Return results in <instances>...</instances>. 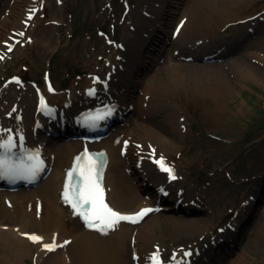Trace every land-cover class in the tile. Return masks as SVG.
<instances>
[{
    "label": "bare ground",
    "instance_id": "obj_1",
    "mask_svg": "<svg viewBox=\"0 0 264 264\" xmlns=\"http://www.w3.org/2000/svg\"><path fill=\"white\" fill-rule=\"evenodd\" d=\"M14 1L15 5L11 6L12 10L21 2V0ZM57 1L67 8V4H62L61 0ZM237 1L243 3L245 0H182L184 4H179L180 19L173 30L179 36L172 42L175 44L174 51L168 53L165 60L166 77L162 79L161 73L156 72L154 76L149 77L147 82L139 81L138 83H142L143 86L139 96L133 89L136 84L133 75L144 76L146 73L149 74V71L144 69V63L141 61L147 57L137 56L136 49L140 47L141 42L154 40V32L156 33L162 28L158 17L145 25L138 26L137 30L130 33L128 45H125L124 50H113L114 53L105 59V63L108 65L107 70L103 69L104 64L99 68L104 74L101 77L102 85H98L94 81L96 78L90 76L84 81V87L79 86L80 89L74 87L71 91L67 90L61 93L60 100L62 103L67 102L68 106L64 109V120L56 122L58 126L65 127L64 134L60 132L58 126H54V133L44 137L39 131L36 136L35 132H31L33 121L38 118L34 90L29 86L20 90L16 85L0 87V146L3 145L5 138H9L8 135L11 132L16 137L20 132H25L28 134L27 141L30 145L39 146L38 144H40L43 146L40 158L46 163L44 174L35 187L27 189L20 186L17 190L9 191L8 187L0 184V263L146 264L152 257V253L158 251V247L159 250H164L167 245L161 237L157 236V231L160 233L161 226L167 225V222L165 220L159 222L160 215L168 211L171 212L177 203H183L184 200L178 196L183 192L180 188L174 187L186 181L188 176L176 174L178 180L170 183L167 181V177L158 171L154 162L159 158L157 156L165 157L164 151L158 143L165 141L166 136L159 131L160 129L152 127L148 121L159 112L161 106L168 107L175 115L171 113L167 115L165 120L167 124L172 125L176 133L191 136L185 128L183 131L181 130L182 121L185 119L180 115V113H184L187 106H191L203 112L202 121L207 127L214 129L222 125L223 116H228L225 114L224 108L227 100L231 97L233 88L224 71L230 66L228 64L205 66L200 62L207 55H209L208 59L215 58L217 45L226 47L225 51L216 57L220 58L231 51L232 46L229 44L248 39L245 33L235 31L231 26L228 27L231 21L223 23L222 26L227 27L222 31L219 30L220 24L217 25L216 17H220L222 22L228 20L226 19L227 14L233 15V5L237 4ZM3 3L4 0H0V7ZM45 5L50 9L49 16L55 18V25L61 21L60 16L64 10L63 8H53L51 0H27L20 21L15 22L8 36L1 39L0 54L3 59L0 60V76L5 75L4 70L13 60L14 55L23 51L21 42L32 44L31 47L34 43L41 44V50L45 53L55 40L54 31L63 29V24L59 28L50 29V31L49 28H46L45 33L50 35L48 44L36 38V28L39 27V21L36 19L45 16V11L42 12L46 9ZM37 7L40 10L33 19L28 14L29 10ZM234 16L238 20L245 18L236 13ZM2 21L0 29H9L7 27L10 20L5 18ZM29 22L30 27L28 28ZM136 23L138 24L139 21ZM250 24L256 30L260 29L258 21ZM50 26L52 25L50 24ZM130 29L133 30L132 27ZM15 32L20 34L19 39L21 40L16 45L13 41L16 38ZM146 34L149 36L144 39L143 35ZM65 38L66 36L62 34L60 49L71 54L72 57H74L73 52L76 53L75 55L79 54L76 52V48L85 49L84 45H76ZM6 42L13 45L12 53H8L10 46H4ZM162 44L163 46L167 45L166 41ZM129 46L130 49H133L130 53L128 52ZM177 52L178 57L175 54ZM187 57L191 58L190 63L185 59ZM251 57L264 64L262 52L255 51ZM35 62L38 63L37 60ZM245 63L249 69L248 76L259 80L255 74L254 66L246 61L243 62L240 58L232 60V64L240 68ZM243 78L246 79V77ZM188 85H190L191 96L189 100H186L178 94ZM95 86L99 89V92H96L98 98L92 102L109 99L114 105H117V108L115 107L117 118L108 128L106 139L100 143L86 145L73 137L77 129L73 126L71 117L85 109L90 102L84 91L81 92V90L85 89L86 91ZM77 90H79L78 95L75 93ZM199 94H205L209 103L199 100L197 98ZM130 106H133V110L129 109ZM221 108L223 110H220ZM54 124L55 122H45L46 127H53ZM139 132H143L145 138L133 141V145L139 152L138 162L133 168L131 166L132 155L122 156L121 152L124 141H132ZM85 153L99 159L98 177L105 196L103 203H106L112 211L119 214H134L141 208L152 205L158 206L159 211L154 213L155 215L146 217L137 225L121 221L99 223V212L95 221L92 220L89 206L83 207V188L78 178V169ZM139 172L143 174L141 177H138ZM159 188H166L171 194L168 197H162L161 201L157 203V196L151 197L149 192L158 193ZM208 196L216 203L217 201L214 199L219 198V193L215 190ZM225 201L223 205L215 206L214 211L217 216H223L224 209L236 205V201L233 199ZM245 203L247 208L254 205L247 200ZM231 211L238 214L240 209ZM95 212L96 209H93L92 213ZM171 213L173 214V212ZM249 218L250 216L244 215L241 224L238 220H233L231 224L235 225L236 230L239 228L246 230ZM180 224L185 226L184 222H180ZM174 227L181 231L179 226L175 225ZM203 227L201 226L199 229ZM202 231L204 232L195 238L199 239L198 241L193 242L188 248L176 249L173 247L172 253L179 251L181 257L187 256V254H190L191 257L195 250L199 249L202 256L199 258L193 256L192 264H247L246 257L250 254L249 251L239 254L232 260L228 255L222 256L220 259L214 256L208 257L207 253L212 251L213 247L209 245L204 247L202 242L215 240L217 246L222 248L223 252H227L231 251L229 245L233 242L231 241L233 236L230 231L224 236L212 235L210 229ZM260 231L258 227H255L249 232L251 240H254L253 244L259 241L258 237L262 236ZM32 235H35L36 239L38 238L35 243L30 240ZM186 235H188V239L194 238L191 236L192 230H186ZM54 238H57V244L69 239L71 244L52 253L42 250V246ZM246 243L250 244L249 241ZM135 254L136 256H134ZM201 258L205 262L200 260ZM178 260L180 264H185L184 260Z\"/></svg>",
    "mask_w": 264,
    "mask_h": 264
},
{
    "label": "rangeland",
    "instance_id": "obj_2",
    "mask_svg": "<svg viewBox=\"0 0 264 264\" xmlns=\"http://www.w3.org/2000/svg\"><path fill=\"white\" fill-rule=\"evenodd\" d=\"M26 2L27 0H21L12 10L11 6L15 5V1L4 0V5L0 7V24L5 18H8L10 23L7 27L9 29H0V42L4 36L5 38L8 36L9 31H12L14 23L20 21ZM51 2L53 8H63L61 21L55 25L56 20L49 16L50 9L45 5L46 9L42 11H45V16L36 19L39 21L36 38L48 44L50 35L45 33V29L49 28L50 31L59 28L61 24L63 29L54 31L55 40L45 53L41 50V44L34 43L31 47L32 44L21 42L23 51L17 52L6 66L5 75L0 76V85L7 77L21 76L29 81H42L50 74L61 92L71 91L74 87L80 89L79 86L84 87V81L92 74H99L102 77L103 73L99 68L104 64L103 69L107 70L105 59L114 53L113 50H119L117 47L119 44L128 45L130 33L137 30L138 26L155 20V17H158L162 30L154 32V40L141 42L135 52L137 56L147 57L141 61L149 74L133 75V79L136 80L133 89L139 96L143 86L138 82H147L156 72H160V77L165 79V60L168 53L174 51L175 44L172 42L177 38H173L172 34L180 19L179 4H184L182 0H61L62 4H67V8L60 5L57 0ZM126 3L128 5H125ZM232 10L246 19L238 20L233 13V15L227 14L228 20L222 22L217 16L219 30L226 29L227 26H222L225 21H231L228 27L231 26L235 31L245 33L248 39L229 44L232 46L231 51L220 58L216 57L225 51L226 47L217 45L215 50L217 56L208 59L209 55H207L200 62L205 66L222 64L230 66L224 71L233 88L224 108L228 116H223L222 125L214 129L207 127L202 121L203 112L191 106H187L184 113H180L181 118L185 119L182 121L181 130L185 128L191 136L178 134L172 125L167 124L165 121L167 115L169 113L175 115L168 107L161 106L159 112L148 121L152 127L160 129L159 131L166 136L165 141L158 143L164 155L175 164L181 174L188 176L180 186H185L189 190V195L182 199L184 200L182 204L172 209L173 214L168 211L160 215L159 222L165 220L167 225L161 226V232L157 231V236L167 245L164 250L169 253L173 247L187 248L188 244L198 241L199 239L195 238L204 232L202 230L210 229L213 235L218 227L224 229L231 215L238 216L241 213L239 222L244 215L250 216L248 228L241 229L233 235L231 238L233 242L229 245L231 251L223 252V249L218 247L207 256L220 259L228 255L232 260L239 254L249 251L250 254L246 257L247 264H264V64L251 57L255 51L264 54V0H245L243 3L237 1ZM246 20L248 23L245 24ZM254 21H258L260 29L256 30L251 26L250 23ZM62 34L66 36L67 41L84 45L85 49L76 48L78 56L75 52H73L74 57L67 54L60 49ZM137 34H140L139 31ZM148 36V34L143 35V38ZM165 41L167 45L163 46L162 43ZM132 50L129 46L128 52ZM237 58L254 66L259 80L248 76L249 69L246 63L241 68L232 64V60ZM36 60L38 63L35 62ZM75 93L78 95L79 90ZM178 95L189 100L190 85L181 89ZM197 98L208 102L205 94H199ZM144 138V133L139 132L132 141ZM130 149L131 166L134 168L138 158L134 154L138 155V153L132 146ZM142 175V172H139L138 177ZM215 190L219 193V198L214 199L216 203L208 196ZM230 199L235 200L236 205L224 209L223 216H217L214 211L215 206L223 205L225 200ZM245 200L254 205L245 208ZM237 209H240L238 214L231 211ZM180 222H184L185 226ZM175 225L179 226L181 231H178ZM201 226L204 227L199 229ZM255 227L261 230L262 236L253 244L254 240H251L249 232ZM186 230H192L191 236L194 238L188 239ZM210 241L201 244L204 247L211 246ZM246 241L250 244L248 245Z\"/></svg>",
    "mask_w": 264,
    "mask_h": 264
}]
</instances>
